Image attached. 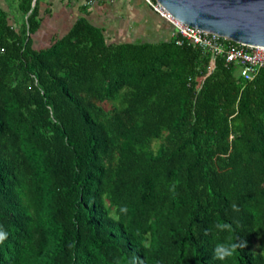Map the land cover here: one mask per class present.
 <instances>
[{"label":"trees","instance_id":"1","mask_svg":"<svg viewBox=\"0 0 264 264\" xmlns=\"http://www.w3.org/2000/svg\"><path fill=\"white\" fill-rule=\"evenodd\" d=\"M16 1L19 27L0 9V264H264V66L246 81L174 39L108 43L85 17L35 50L39 1ZM230 242L246 247L213 259Z\"/></svg>","mask_w":264,"mask_h":264},{"label":"crops","instance_id":"2","mask_svg":"<svg viewBox=\"0 0 264 264\" xmlns=\"http://www.w3.org/2000/svg\"><path fill=\"white\" fill-rule=\"evenodd\" d=\"M38 1L42 22L32 36L35 50L49 47L79 17L102 28L108 43H159L172 40L175 32L172 25L143 0H94L91 5H88L89 0ZM16 2L0 0V9L8 13L13 26L19 27L21 17Z\"/></svg>","mask_w":264,"mask_h":264},{"label":"water","instance_id":"3","mask_svg":"<svg viewBox=\"0 0 264 264\" xmlns=\"http://www.w3.org/2000/svg\"><path fill=\"white\" fill-rule=\"evenodd\" d=\"M155 1L187 27L236 44L264 47V0Z\"/></svg>","mask_w":264,"mask_h":264},{"label":"built area","instance_id":"4","mask_svg":"<svg viewBox=\"0 0 264 264\" xmlns=\"http://www.w3.org/2000/svg\"><path fill=\"white\" fill-rule=\"evenodd\" d=\"M93 1L89 0L88 5L93 4ZM143 1L172 25L175 30L173 39L176 45L181 46L186 43L211 55L210 69L214 67V60L219 56H223L227 64L236 66L239 70V75L244 80L251 81L264 66V47L243 44H237V46L228 45L225 43L228 40L222 37L185 26L174 19L155 0Z\"/></svg>","mask_w":264,"mask_h":264},{"label":"clouds","instance_id":"5","mask_svg":"<svg viewBox=\"0 0 264 264\" xmlns=\"http://www.w3.org/2000/svg\"><path fill=\"white\" fill-rule=\"evenodd\" d=\"M233 210H236V206L233 205ZM126 211V209L122 210ZM214 227L219 231L223 232L230 228V225L226 223H217ZM8 238V233L3 229H0V244H3ZM246 247V243H217L213 249V259L217 261H225L234 256L238 248ZM132 264H139L138 258H134Z\"/></svg>","mask_w":264,"mask_h":264},{"label":"rangeland","instance_id":"6","mask_svg":"<svg viewBox=\"0 0 264 264\" xmlns=\"http://www.w3.org/2000/svg\"><path fill=\"white\" fill-rule=\"evenodd\" d=\"M40 1H44V0H40ZM35 38L37 37V35L36 36H34ZM237 72H238V70H237Z\"/></svg>","mask_w":264,"mask_h":264}]
</instances>
